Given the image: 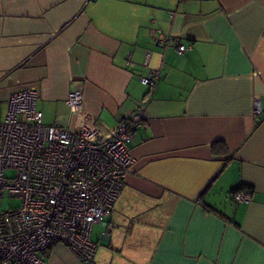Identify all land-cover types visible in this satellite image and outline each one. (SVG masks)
<instances>
[{
  "label": "crops",
  "instance_id": "1",
  "mask_svg": "<svg viewBox=\"0 0 264 264\" xmlns=\"http://www.w3.org/2000/svg\"><path fill=\"white\" fill-rule=\"evenodd\" d=\"M30 87L44 124L142 117L95 264H264V0H0V98ZM46 261L87 264L62 243Z\"/></svg>",
  "mask_w": 264,
  "mask_h": 264
},
{
  "label": "built area",
  "instance_id": "2",
  "mask_svg": "<svg viewBox=\"0 0 264 264\" xmlns=\"http://www.w3.org/2000/svg\"><path fill=\"white\" fill-rule=\"evenodd\" d=\"M156 41L186 49L162 34ZM157 77L152 71L140 82L154 88ZM82 98L71 92L65 103L77 106ZM35 100L32 87L9 93L0 119V264H47L46 250L57 243L95 264L91 229L108 217L123 188L133 161L128 142L142 117L120 120L105 133L85 122L71 130L44 124ZM253 115L264 116L257 100ZM233 199L248 201L250 189L234 191Z\"/></svg>",
  "mask_w": 264,
  "mask_h": 264
},
{
  "label": "trees",
  "instance_id": "3",
  "mask_svg": "<svg viewBox=\"0 0 264 264\" xmlns=\"http://www.w3.org/2000/svg\"><path fill=\"white\" fill-rule=\"evenodd\" d=\"M210 148H211L212 154H214V155H218L219 153H225L226 154V152H227V149H226L227 145L224 141H215L211 144ZM246 186L247 185H242L236 189H233L232 192L237 191L241 187H246Z\"/></svg>",
  "mask_w": 264,
  "mask_h": 264
},
{
  "label": "rangeland",
  "instance_id": "4",
  "mask_svg": "<svg viewBox=\"0 0 264 264\" xmlns=\"http://www.w3.org/2000/svg\"><path fill=\"white\" fill-rule=\"evenodd\" d=\"M22 90V89H21ZM6 105H7V101H6V99H2V98H0V119L3 117V115L5 114V111H6ZM138 114V113H137ZM140 115V114H139ZM141 116V115H140ZM129 149V148H128ZM130 152V151H129ZM131 154V153H130ZM132 156V155H131ZM132 159H133V157H132ZM246 189V188H248V189H250L248 186H246V187H241L240 189ZM239 189V190H240ZM10 203H14L15 201L14 200H11V201H9ZM6 204V203H5ZM93 233H94V231H93Z\"/></svg>",
  "mask_w": 264,
  "mask_h": 264
}]
</instances>
